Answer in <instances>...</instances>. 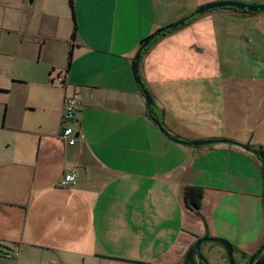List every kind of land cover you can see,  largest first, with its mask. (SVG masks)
<instances>
[{
  "label": "crops",
  "instance_id": "1",
  "mask_svg": "<svg viewBox=\"0 0 264 264\" xmlns=\"http://www.w3.org/2000/svg\"><path fill=\"white\" fill-rule=\"evenodd\" d=\"M212 2L264 4L72 0L71 10L67 0H57L52 11L46 7L44 15L76 26L71 60L55 76L62 93L52 88L58 92L53 125L22 126L7 140L4 109L0 246L6 254L0 264H181L206 230L227 240L241 260L258 251L264 243L261 160L238 145L264 151V12L204 13L166 35L139 63L152 109L169 133L211 144L186 146L164 136L131 72L142 40ZM0 6L15 19L31 11L27 0H0ZM216 22L225 29L217 31ZM13 32L0 24V37ZM232 54L238 70L232 58L228 66L219 62ZM4 56L0 48V61ZM70 94L80 100L72 127L84 136L74 146L59 140L63 98ZM205 161L211 166L203 167ZM71 170L76 183L57 188ZM186 186L202 188L205 224L186 209Z\"/></svg>",
  "mask_w": 264,
  "mask_h": 264
},
{
  "label": "rangeland",
  "instance_id": "2",
  "mask_svg": "<svg viewBox=\"0 0 264 264\" xmlns=\"http://www.w3.org/2000/svg\"><path fill=\"white\" fill-rule=\"evenodd\" d=\"M56 2L57 0H34L33 4L29 5L30 13L19 19L12 18L11 9L4 12L2 11L3 6H0V24L5 23L15 32L24 31L21 36L13 32L8 37L6 35L0 37V48L5 55L1 57L3 61H0L2 63L0 74H3V77H0V86L4 87L3 92H0V125L5 109V126L3 127L7 140L16 136L13 129L22 126L34 129L43 120L52 125L55 122L51 110L54 111V107L58 103V92L60 95L62 93L55 76L59 67L67 62L74 28L71 19L63 20L44 15L46 7L47 11H52ZM172 23L166 24L158 30ZM215 28L220 31V29H225V26L216 22ZM230 48L232 50L235 46L231 44ZM73 55L72 58L76 56V52ZM235 57L236 54L229 55V57L221 55L219 62L222 66H228L227 59L232 58L233 63H230L235 65L238 70L240 63L237 60L234 61ZM99 62L101 61L99 60ZM52 68H55L54 72H52ZM51 81L53 84L50 86ZM52 88H58V92ZM206 88L208 95L210 92L208 87ZM1 134H4V131H0ZM13 149L12 142L10 148H5L4 151L10 153ZM206 164L211 166L208 161H205L203 167ZM213 248H220L222 253L217 254L212 251ZM200 254L209 264H229L225 249L213 242L201 244ZM221 255L224 260L221 259ZM233 258L235 264H247V260H241L236 253ZM181 264H198V259L193 256L191 262L182 261Z\"/></svg>",
  "mask_w": 264,
  "mask_h": 264
},
{
  "label": "water",
  "instance_id": "3",
  "mask_svg": "<svg viewBox=\"0 0 264 264\" xmlns=\"http://www.w3.org/2000/svg\"><path fill=\"white\" fill-rule=\"evenodd\" d=\"M33 2L34 0H27L28 5H32ZM224 8H232L238 11H245L248 14L256 13V12H264V4L263 5H249V4L239 3V2H212V3L199 6L191 14L187 15L186 17L172 23L169 26H166L158 30L156 32V35H160L161 33H164L165 31L174 30V29H177L178 27L184 26L186 21H188L191 17L203 15L204 13H207L212 10H218V9H224ZM146 45H147V42L143 43L142 45L139 46L138 50L136 51L132 59V62H131V72H132V76H133L135 83L141 89L142 95L144 96V99L146 102V108L148 109L150 107H153L154 102H153L151 95L149 94V91L144 87L141 81L140 75H139L140 58H141L142 50L145 48ZM157 127L164 136L168 137L173 142L183 144L186 146L197 147V146L211 144L214 142V140H208V141L206 140L205 141L203 140L201 141L179 140L178 138L170 137L169 132H167L162 126L158 125ZM75 136H78V134H75ZM217 141L222 142V143H230L229 140H217ZM238 146H241L245 150L250 151L254 155L258 156L259 159L261 160L262 174H263L262 185H263V195H264V154L255 149L250 148L249 146H242V145H238ZM204 242H213V243H218L222 245L226 251L229 264H235L234 258H233V255H234L233 246L227 240L223 238H208L207 236H203L202 238L196 239L195 244H194L199 262H201L202 264H209L208 261L200 254V246ZM263 248H264V243L258 249V251L250 257L248 264H253L256 256L259 255L263 251Z\"/></svg>",
  "mask_w": 264,
  "mask_h": 264
},
{
  "label": "trees",
  "instance_id": "4",
  "mask_svg": "<svg viewBox=\"0 0 264 264\" xmlns=\"http://www.w3.org/2000/svg\"><path fill=\"white\" fill-rule=\"evenodd\" d=\"M68 1V4H69V7L70 9L72 10V7H73V3H72V0H67ZM221 10H225V11H233V12H239V13H243V14H248L246 13L245 11H238V10H235V9H232V8H224V9H221ZM250 14V13H249ZM201 16V15H199ZM199 16H194V17H191L188 21H186L185 25L186 24H190L192 23L194 20H196ZM75 31H76V26L74 25V29H73V33H72V36L71 38L74 39L75 37ZM158 31V30H157ZM156 31V32H157ZM172 31L174 30H168V31H165L164 33H161L160 35H156V32L151 35L150 37L142 40L140 42V45H142L143 43L147 42V45L145 46V48L142 50V54H141V58H140V62H141V59L144 57V55H146L149 50L156 44L158 43L162 37L168 35L169 33H171ZM139 45V46H140ZM70 60H71V51L69 52L68 54V59H67V66H69L70 64ZM144 85V84H143ZM145 87V86H144ZM140 92H141V89H140ZM142 93V92H141ZM153 107H150L147 109V115L149 117V119H151V121L154 122V124L156 126L160 125L162 126L167 132H169L165 126L163 125V123L160 121V118L159 116L154 113V110L152 109ZM170 134V137H174V138H178V136L172 134V133H169ZM250 148L254 149L253 147L250 146ZM257 151L261 152L264 154V151L262 149V147L258 146L256 148ZM182 199H183V203L186 207L187 210H189L190 212H192L193 214H195L201 221L203 224H205V219L203 217V215L201 214V201L203 199V190L201 187H194V186H186L184 187L183 189V192H182ZM205 236H207L208 238H211L208 234V231L206 230V234ZM203 244V243H202ZM217 245H220L218 243H215ZM262 246V245H261ZM1 248L3 249H6L4 246H0V253L2 254H6ZM234 248V247H233ZM8 250V249H7ZM234 254L236 252V249L234 248ZM197 255V252L195 250V246L192 245L187 253L185 254L184 256V259L183 261L185 263H188V262H191V260L193 259V256ZM242 256L246 259V258H249L247 255L245 254H242ZM198 264H202L201 262L198 261ZM253 264H264V248H263V251L256 256Z\"/></svg>",
  "mask_w": 264,
  "mask_h": 264
},
{
  "label": "built area",
  "instance_id": "5",
  "mask_svg": "<svg viewBox=\"0 0 264 264\" xmlns=\"http://www.w3.org/2000/svg\"><path fill=\"white\" fill-rule=\"evenodd\" d=\"M80 108V100L75 95H67L63 98V106L60 113V132L59 140L68 146H74L79 140L83 141L84 136L78 134L75 136L74 129L72 127L75 121V115ZM78 173L75 170H71L64 174L62 178L56 184L57 188H67L76 183Z\"/></svg>",
  "mask_w": 264,
  "mask_h": 264
},
{
  "label": "flooded vegetation",
  "instance_id": "6",
  "mask_svg": "<svg viewBox=\"0 0 264 264\" xmlns=\"http://www.w3.org/2000/svg\"><path fill=\"white\" fill-rule=\"evenodd\" d=\"M221 247H223L222 245H220ZM195 257L197 258V255H195ZM251 257V256H250ZM250 257L249 258H244L245 260H247V264L249 263V259H250ZM198 259V258H197Z\"/></svg>",
  "mask_w": 264,
  "mask_h": 264
},
{
  "label": "clouds",
  "instance_id": "7",
  "mask_svg": "<svg viewBox=\"0 0 264 264\" xmlns=\"http://www.w3.org/2000/svg\"><path fill=\"white\" fill-rule=\"evenodd\" d=\"M79 134V133H78Z\"/></svg>",
  "mask_w": 264,
  "mask_h": 264
}]
</instances>
